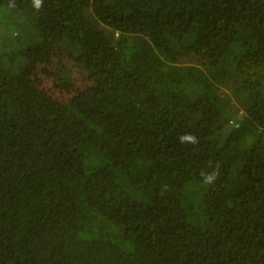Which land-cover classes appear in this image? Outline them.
<instances>
[{"label":"trees","instance_id":"obj_1","mask_svg":"<svg viewBox=\"0 0 264 264\" xmlns=\"http://www.w3.org/2000/svg\"><path fill=\"white\" fill-rule=\"evenodd\" d=\"M0 264H264V0H0Z\"/></svg>","mask_w":264,"mask_h":264},{"label":"rangeland","instance_id":"obj_2","mask_svg":"<svg viewBox=\"0 0 264 264\" xmlns=\"http://www.w3.org/2000/svg\"><path fill=\"white\" fill-rule=\"evenodd\" d=\"M68 64H72V62L70 60L68 62L56 49L44 50L37 59L36 75L47 87L61 89L63 70L60 71V68H65V65ZM65 74H69V71L63 75ZM72 76L75 80L80 79V71L75 69Z\"/></svg>","mask_w":264,"mask_h":264},{"label":"clouds","instance_id":"obj_3","mask_svg":"<svg viewBox=\"0 0 264 264\" xmlns=\"http://www.w3.org/2000/svg\"><path fill=\"white\" fill-rule=\"evenodd\" d=\"M43 5V0H32V6L39 10ZM178 140L181 144H192L196 145L199 143V139L196 135L192 133H185L183 135H180L178 137ZM200 175L203 177V183L206 185H213L216 181V179L219 176V173L217 170H213L211 173H204L201 172Z\"/></svg>","mask_w":264,"mask_h":264}]
</instances>
